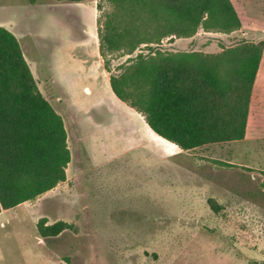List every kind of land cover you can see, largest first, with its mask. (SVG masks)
<instances>
[{
	"label": "rangeland",
	"instance_id": "374dc122",
	"mask_svg": "<svg viewBox=\"0 0 264 264\" xmlns=\"http://www.w3.org/2000/svg\"><path fill=\"white\" fill-rule=\"evenodd\" d=\"M231 2L239 31L200 29L163 48L217 56L246 39L264 42V0ZM98 3L108 10L104 0H0V27L16 37L60 117L70 157L65 181L0 212V264L262 263L264 60L252 104L259 137L181 151L111 92L98 55ZM41 219L67 228L41 238Z\"/></svg>",
	"mask_w": 264,
	"mask_h": 264
},
{
	"label": "trees",
	"instance_id": "16d2710c",
	"mask_svg": "<svg viewBox=\"0 0 264 264\" xmlns=\"http://www.w3.org/2000/svg\"><path fill=\"white\" fill-rule=\"evenodd\" d=\"M104 1L108 10L96 4L98 55L118 101L181 151L244 139L264 42L246 39L217 56L162 46L167 39L192 38L200 29L239 31L231 0ZM65 139L61 119L38 91L16 37L0 27V212L65 181L70 160ZM208 205L218 212L213 201ZM65 228L64 222L46 225L45 219L36 227L41 238Z\"/></svg>",
	"mask_w": 264,
	"mask_h": 264
},
{
	"label": "crops",
	"instance_id": "0c3cea01",
	"mask_svg": "<svg viewBox=\"0 0 264 264\" xmlns=\"http://www.w3.org/2000/svg\"><path fill=\"white\" fill-rule=\"evenodd\" d=\"M239 17V16H238ZM240 19V18H239ZM241 22V20H240ZM241 25H242V22H241ZM263 60H264V50H263V54H262V58H261V61H260V64H259V68H258V72H257V75H256V79H255V82H254V85H253V89H252V93H251V100H250V105H249V110H248V115H247V121H246V128H245V135H244V139H246V137L248 136V134L251 132L253 134H256L258 137H259V134H258V130H257V127H256V119H254V117H256L253 113H252V104H253V100L257 97V93H256V90H257V87H256V81H257V77H258V74H259V71H260V68H261V65L263 63ZM253 125V126H252ZM251 126V127H250ZM243 139V140H244Z\"/></svg>",
	"mask_w": 264,
	"mask_h": 264
},
{
	"label": "bare ground",
	"instance_id": "6f19581e",
	"mask_svg": "<svg viewBox=\"0 0 264 264\" xmlns=\"http://www.w3.org/2000/svg\"><path fill=\"white\" fill-rule=\"evenodd\" d=\"M148 127V126H147ZM149 128V127H148ZM150 130V129H149ZM151 131V130H150ZM151 133H153L152 131H151ZM155 135V134H154ZM155 137L157 138V140L158 141H160V142H165L163 139H161L160 137H158V136H156L155 135ZM174 146V145H173ZM176 147V146H175Z\"/></svg>",
	"mask_w": 264,
	"mask_h": 264
}]
</instances>
